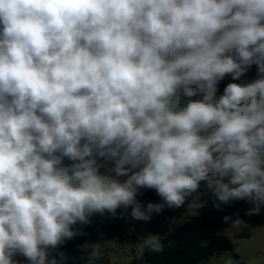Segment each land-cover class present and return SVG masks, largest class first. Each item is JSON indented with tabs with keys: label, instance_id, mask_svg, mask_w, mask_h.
<instances>
[{
	"label": "clouds",
	"instance_id": "9594fccd",
	"mask_svg": "<svg viewBox=\"0 0 264 264\" xmlns=\"http://www.w3.org/2000/svg\"><path fill=\"white\" fill-rule=\"evenodd\" d=\"M202 187L264 207V0H0V264H65L93 216L196 214Z\"/></svg>",
	"mask_w": 264,
	"mask_h": 264
},
{
	"label": "trees",
	"instance_id": "16d2710c",
	"mask_svg": "<svg viewBox=\"0 0 264 264\" xmlns=\"http://www.w3.org/2000/svg\"><path fill=\"white\" fill-rule=\"evenodd\" d=\"M255 67L248 73V77L255 76ZM221 83V90L224 87ZM156 194L153 191H145L139 197L142 203L154 201ZM218 203V202H216ZM247 203L243 201L232 202L230 205H221L218 209L214 206V200L200 213L191 214L174 231L167 233L160 239L163 250L153 252L145 251L147 264H200L208 257L222 252H230L239 264H245L241 257L234 251L232 240L222 235L221 230L225 224L235 219L237 210ZM131 209L124 213L123 209L117 210V217L105 213L110 222L96 227L90 226L83 229L82 235H77L60 250L65 251V264H89L88 257L92 251L87 245L105 243L108 239H114L123 235L127 229L143 225L144 220H135L130 215ZM121 213H124L121 216ZM230 217L225 222L224 217ZM91 264H116L110 260L91 262Z\"/></svg>",
	"mask_w": 264,
	"mask_h": 264
},
{
	"label": "rangeland",
	"instance_id": "374dc122",
	"mask_svg": "<svg viewBox=\"0 0 264 264\" xmlns=\"http://www.w3.org/2000/svg\"><path fill=\"white\" fill-rule=\"evenodd\" d=\"M227 82V80L224 81L225 84ZM213 200L212 194L202 187L201 198L198 202H202L204 206L196 210V213L202 212ZM153 202H158V197ZM250 207L249 204L240 207L236 212L235 219L228 223L227 231L223 228L221 232L222 234L228 233L234 251L245 264H249L250 261L252 264H264V207L261 208L259 215L249 216L246 215V210ZM191 214L186 205L176 210L165 208L161 213L153 212L151 219L144 221L143 225L129 228L123 235L98 244L100 257L93 262L107 259L116 264H147L145 251L148 248H144L143 252L140 251L143 240L149 235L163 238L167 233L174 231ZM237 218L244 223L239 227H233V222ZM109 222V218L97 214L91 218L89 225L83 226V229L94 226L99 231L101 226ZM229 259H232L235 264H239L230 252L212 255L200 264H225Z\"/></svg>",
	"mask_w": 264,
	"mask_h": 264
},
{
	"label": "crops",
	"instance_id": "0c3cea01",
	"mask_svg": "<svg viewBox=\"0 0 264 264\" xmlns=\"http://www.w3.org/2000/svg\"><path fill=\"white\" fill-rule=\"evenodd\" d=\"M227 225H228V223H227V224H225V226H224V229H225V231H227V230H226V228H227ZM221 233H222V232H221ZM223 234H224V233H223ZM223 234H222V235H223ZM224 235L228 237V233H227V232H225V234H224Z\"/></svg>",
	"mask_w": 264,
	"mask_h": 264
}]
</instances>
